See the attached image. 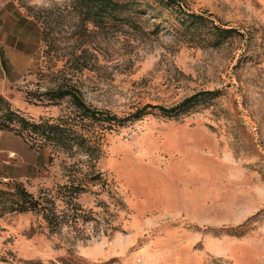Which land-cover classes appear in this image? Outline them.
I'll use <instances>...</instances> for the list:
<instances>
[{
    "label": "rangeland",
    "instance_id": "374dc122",
    "mask_svg": "<svg viewBox=\"0 0 264 264\" xmlns=\"http://www.w3.org/2000/svg\"><path fill=\"white\" fill-rule=\"evenodd\" d=\"M14 1L37 50L17 90L55 123L97 139V169L108 184L79 199L102 221L97 229L92 221L52 236L32 213L0 217V264H264V0H180L240 33L220 45L180 39L172 17L106 20L100 29L72 0ZM65 89L125 122L111 128L87 119L82 130ZM200 92L218 95L179 114L148 108L132 118ZM46 150L48 173L25 184L36 196L67 179L66 155ZM100 202L110 206L114 231Z\"/></svg>",
    "mask_w": 264,
    "mask_h": 264
},
{
    "label": "trees",
    "instance_id": "16d2710c",
    "mask_svg": "<svg viewBox=\"0 0 264 264\" xmlns=\"http://www.w3.org/2000/svg\"><path fill=\"white\" fill-rule=\"evenodd\" d=\"M72 2L85 21L100 29L105 27L106 20L114 23H131L141 21L144 17H152L154 20H163V23H171L169 18L172 17L175 22L170 24L171 30L180 39L195 45L202 44L207 38L215 40V44L220 45L222 40L240 34L236 29H226L216 25L205 14L187 11L180 0H72ZM160 24L162 23L156 27ZM217 95L215 92H200L169 109L146 106L132 118H139L148 108H157L165 115L179 114L200 102L212 100ZM61 97L73 99L79 111L78 118L82 130H86L88 126L87 119L98 124L108 122L111 128L125 122L115 115L91 109L70 89L63 90ZM1 103L5 109L0 117V128L14 131L37 150L53 146L63 152L66 156L61 162V169L63 177L67 179L52 189L42 190L37 196L29 192L22 183L7 185H12L14 192L0 191V217L6 213H32L40 222L42 232L52 236L60 233L64 228L75 229L92 221H95L96 229L102 226V221L94 219L92 212L84 211L79 202L83 194L94 193V187L105 189L108 184L104 174L97 169V162L102 157L101 146L97 139L91 143L92 138L78 131L74 126L67 125L64 119L56 123L52 118L41 117L38 120H29L19 112L8 108L5 102L1 101ZM99 135L95 137L98 138ZM78 153L85 154L86 158L72 162L71 159ZM111 199L115 200L114 195H111ZM99 206L105 215L104 224L114 231L108 218L110 206L105 202H100Z\"/></svg>",
    "mask_w": 264,
    "mask_h": 264
},
{
    "label": "crops",
    "instance_id": "0c3cea01",
    "mask_svg": "<svg viewBox=\"0 0 264 264\" xmlns=\"http://www.w3.org/2000/svg\"><path fill=\"white\" fill-rule=\"evenodd\" d=\"M28 26L32 27L30 21L14 0H0V117L2 101L29 120L48 118L17 90L33 69L37 53ZM48 156L46 149L37 150L14 131L0 128V189L14 183L25 186L35 175L48 173L44 170L49 169Z\"/></svg>",
    "mask_w": 264,
    "mask_h": 264
}]
</instances>
